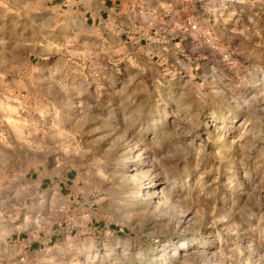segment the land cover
I'll return each mask as SVG.
<instances>
[{
  "label": "rangeland",
  "instance_id": "374dc122",
  "mask_svg": "<svg viewBox=\"0 0 264 264\" xmlns=\"http://www.w3.org/2000/svg\"><path fill=\"white\" fill-rule=\"evenodd\" d=\"M211 4L149 58L0 0L1 236L51 239L48 264H264V0Z\"/></svg>",
  "mask_w": 264,
  "mask_h": 264
},
{
  "label": "crops",
  "instance_id": "0c3cea01",
  "mask_svg": "<svg viewBox=\"0 0 264 264\" xmlns=\"http://www.w3.org/2000/svg\"><path fill=\"white\" fill-rule=\"evenodd\" d=\"M213 0H50L55 8L63 9L69 16L79 15L86 26L102 27L104 29L121 27L120 34L137 35L130 39L139 51L147 57L161 56L157 49L148 47L149 43L182 42L191 37L192 31L187 30V18L194 21L207 20L214 17ZM206 18V19H205ZM189 19V18H188ZM125 21H128L125 26ZM130 28L125 31L122 28ZM185 29L187 34H178ZM187 36V37H186ZM122 39V38H121ZM176 43V44H177ZM150 46V45H149ZM0 188L7 186L6 165L0 164ZM16 186L23 184V179L15 180ZM7 193L0 190V200ZM27 235V234H26ZM42 242L23 234L4 232L0 235V257L3 264H48V243L51 239L42 238ZM42 245V247H41ZM21 258V261H20Z\"/></svg>",
  "mask_w": 264,
  "mask_h": 264
},
{
  "label": "built area",
  "instance_id": "2783aa9c",
  "mask_svg": "<svg viewBox=\"0 0 264 264\" xmlns=\"http://www.w3.org/2000/svg\"><path fill=\"white\" fill-rule=\"evenodd\" d=\"M191 29H195V26L193 24L190 25Z\"/></svg>",
  "mask_w": 264,
  "mask_h": 264
}]
</instances>
